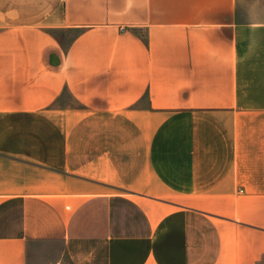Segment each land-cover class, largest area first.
Listing matches in <instances>:
<instances>
[{"label": "crops", "instance_id": "crops-1", "mask_svg": "<svg viewBox=\"0 0 264 264\" xmlns=\"http://www.w3.org/2000/svg\"><path fill=\"white\" fill-rule=\"evenodd\" d=\"M67 262L264 264V0H0V264Z\"/></svg>", "mask_w": 264, "mask_h": 264}, {"label": "rangeland", "instance_id": "rangeland-1", "mask_svg": "<svg viewBox=\"0 0 264 264\" xmlns=\"http://www.w3.org/2000/svg\"><path fill=\"white\" fill-rule=\"evenodd\" d=\"M160 37L162 39V48L163 52H167V48L170 38L173 43V41L177 44L176 47H170V50L178 49V53L186 52L184 48H187V46H192L191 40H194L195 38L198 41H201L203 37H208L209 46H210V53H217V38H218V31L211 30V31H171V30H161ZM177 38V39H176ZM210 38V40H209ZM166 49V50H165ZM70 264V263H66Z\"/></svg>", "mask_w": 264, "mask_h": 264}]
</instances>
